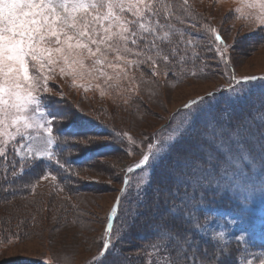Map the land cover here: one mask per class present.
<instances>
[{
  "label": "rangeland",
  "instance_id": "374dc122",
  "mask_svg": "<svg viewBox=\"0 0 264 264\" xmlns=\"http://www.w3.org/2000/svg\"><path fill=\"white\" fill-rule=\"evenodd\" d=\"M185 1L191 3L198 14H202L203 20L197 29L190 24L178 29L183 32L186 28L187 33H191L185 35L189 42L190 64H181L179 69H173L168 75L165 74L166 69L161 67L155 75L152 72L148 75L150 81L142 82L140 68L129 70L126 77L114 78L107 83V77L97 79L87 74L73 80L70 76H61L57 69V74L48 81L51 91L43 95L55 104L57 112L63 113L70 109L68 103L81 108L84 113L99 111V118L108 126L115 127L124 139L126 152L121 157L111 156L102 160L96 163L94 169L84 172L80 176V183L71 188L76 190L73 197L56 194L45 181L34 177L33 181L27 182L29 190L23 199L0 205V227L10 224L6 228L12 229L9 234H0V264H92L102 236L100 233L104 216L110 213L120 186L118 177L125 165L138 159L143 152L150 155L157 147L163 149L149 166L133 174L128 194L137 196L138 189L147 184L148 174L154 171L155 165L164 156L166 141L173 137L179 139L184 132L182 128L191 122L192 110L179 112L168 123L167 131L162 129V133L155 136L156 144L148 146L152 142L154 130L162 128L160 124L171 111L176 112L188 102L205 97L219 86L224 88V84L230 82L226 64L222 61L223 66L219 67L222 58L209 31L218 29L228 42L225 53L234 71L231 85H234L235 77H240L239 81L252 76L264 78V25L253 22L260 11L258 6L251 7L255 0ZM246 16L249 18L245 19ZM201 41L205 42L206 48L199 47ZM146 66L151 69L149 65ZM109 75L113 74L110 72ZM241 87L245 91L240 94L223 90L218 96L206 98L197 119L200 123L204 111H211L210 107L221 103L226 114L229 112L225 119H231L234 124L243 122L244 126L259 134H256L259 140L250 141L259 157V145L264 142L260 140L264 132V79L249 81L247 85H235L233 89ZM79 94L85 95L83 100L78 97ZM226 108H230V111ZM67 121L57 120L53 130H60L59 127ZM34 134L46 135L42 130ZM196 178L197 174L184 177V185L188 181L192 184L187 194L178 195L179 201H174L184 205L185 210L180 209L181 206L178 207L176 203H170L177 192L173 190L156 199L142 202L135 210L138 219H143L151 208L155 212L160 208L162 214L168 213L170 224H173L171 218L183 215L185 219L182 221L185 224L191 221L193 226L197 222L202 225V229L194 230L198 242L202 241L201 246L208 245L210 253L225 259L228 264H247L249 260L259 264V260L264 259V197L259 194L264 193V176L255 180L256 184L261 185L259 188L251 180L240 183V188L252 187L250 193L245 194L248 201L243 206L245 216L208 205H202L200 213L194 212L192 204L188 202L191 200L192 189L197 186ZM60 203H66V207L62 208ZM132 210L123 207V212L132 214ZM205 211L212 217L210 221L205 219ZM73 215L76 221L82 220L83 223H74ZM149 218H154V215H149ZM158 223H153V228L148 230L152 233L148 235L132 223L133 228H137L133 238L117 229L112 236V246L106 255L105 264H153V261L155 264H168L155 251L161 245L153 236ZM174 224L180 225L181 222ZM12 233H18L21 238L18 239ZM240 236H243V241L237 240ZM142 241L148 244L145 246V250L150 249L148 255L125 251V248L137 251V248L143 247L140 244ZM137 258H141L143 263Z\"/></svg>",
  "mask_w": 264,
  "mask_h": 264
},
{
  "label": "snow or ice",
  "instance_id": "6c2138e0",
  "mask_svg": "<svg viewBox=\"0 0 264 264\" xmlns=\"http://www.w3.org/2000/svg\"><path fill=\"white\" fill-rule=\"evenodd\" d=\"M257 6L260 11L253 22L264 25V0H255L251 5L253 8ZM177 24L182 25L184 21L174 6L164 4L163 0H0V162L15 174L17 164L24 168L43 158H53V147L58 139L54 135L53 124L58 116L46 110L43 94L51 91L48 81L57 74V69L61 76H70L73 80L87 74L97 79L107 77L106 83L126 77L129 70L142 69L144 65L150 66L153 75L161 67L168 75L173 69H179L181 64L188 63L189 42L185 35L191 33H187L186 28L179 32ZM215 40L222 43L219 34L215 35ZM217 52L223 59L224 50L218 48ZM110 72L113 75H109ZM257 79L264 78L245 77L236 84L247 85ZM227 91L240 94L245 89L229 88ZM213 95L209 93L208 97ZM204 101L205 98L201 97L185 105L186 109L192 110V120L181 137L190 139L192 147L183 157L177 155L164 169L165 178L174 179L179 167L204 168L207 175L192 189L194 212L201 211L202 205H206L205 194L209 190L214 197H222L228 192L235 195L238 189V185L233 183L240 173L238 165H234L231 179L227 170L223 176L214 178L224 159V153L216 148L215 138H219L222 144H232L235 135L240 143L249 147L250 154L254 152L247 139L252 135L250 129L244 127L243 122L234 124L231 119H225L223 110L219 114H205L200 124H196ZM62 118L68 123L62 124L61 130L71 126L74 114H62ZM210 125L213 126L214 138L211 141L207 139ZM37 130L46 135L34 134ZM69 135L79 138L85 146L92 145L95 140L89 135ZM260 140L264 141V132ZM259 147V159L264 164V142ZM162 150V147H157L154 153L143 155L136 168L149 166ZM171 151L169 148L166 155ZM252 158L255 161L256 157ZM161 159L166 160V156ZM128 171L132 172V169ZM52 179L57 177L53 175ZM124 183L127 185L128 181ZM191 184V181L186 183V194ZM159 190L157 188V192ZM120 199L118 197L111 210L102 249L92 264H105L112 244V221ZM241 202L247 203L246 200ZM205 219H212L206 211ZM155 229L154 238L162 237L166 241L155 249L156 254L167 257L168 264H224V260L217 259L215 253L201 248L194 230L202 229L199 222L194 226L191 221L170 224L169 214L164 213ZM12 235L21 238L18 233ZM237 240L243 241V236ZM247 264H253L252 260ZM259 264H264V259H260Z\"/></svg>",
  "mask_w": 264,
  "mask_h": 264
},
{
  "label": "trees",
  "instance_id": "16d2710c",
  "mask_svg": "<svg viewBox=\"0 0 264 264\" xmlns=\"http://www.w3.org/2000/svg\"><path fill=\"white\" fill-rule=\"evenodd\" d=\"M164 4H169L171 3L177 13L180 15V19L184 21V24H177L178 29H183L184 27L187 26V24H190L193 26V28L197 29L203 24L202 20V14H198L197 10L195 7L192 6L191 3L185 0H163ZM197 13H196V12ZM208 28H205V30ZM213 30V29H212ZM209 31L212 32L213 31ZM217 33L221 36V41L222 43H218L214 37H212L213 41L217 45V49L220 48L224 50V58L220 61L219 67L223 66V62L227 66V73L230 76V82L228 84H231V79L234 76V71L233 67L229 62V58L227 54L225 53L226 47L228 46V42L225 40V38L222 36V33L218 29H216ZM225 44V46H224ZM199 47L201 49L206 48L205 42L201 41L199 43ZM189 52V50H188ZM190 54V53H189ZM189 57H188V63L189 62ZM223 61V62H222ZM229 62V63H228ZM140 72L143 74L140 82L147 80L150 81L151 77L148 76L152 71L149 69L146 65L142 69H140ZM237 77H235L236 79ZM225 83L224 85H228ZM64 96V95H63ZM65 97V96H64ZM78 97L80 99L84 98L85 95L79 94ZM83 100V99H82ZM73 103V102H72ZM70 105V110L71 113L74 114L73 120H77V127L74 131H66L64 129L61 130V126L59 127L60 130H55L54 135H57V143L56 147L54 150V155L51 160H43L40 162H35L34 165L24 167L22 168L19 164L15 166V174L10 170V168L6 167L3 162H0V205H5L7 203H10L14 200L18 199H23L25 195L28 194V181H33L32 178H38L42 180V182L45 181V183L48 184L50 187L51 191H54L56 194H62V195H69V196H74L76 190L71 189L73 186H75L77 183H80L81 175L84 172H88L91 169H94V166L96 163L101 162L102 160H105L111 156H118L121 157L125 154L127 144L124 143V139L121 138L120 134L118 131L115 129V127L108 126V124L104 123L100 118H99V111L95 113H84L82 112L81 108H78L77 106H74V104L68 103ZM72 105V108H71ZM222 104H218V106L211 111L206 110L204 111L201 115L202 117L211 112L213 114H219L222 111ZM263 108V107H261ZM134 109V108H133ZM143 111H147V109H144ZM177 115V112L171 111L169 113V116L160 124V125H165L167 120L171 118L173 120V117ZM196 124L199 125L198 119L196 120ZM245 125V124H244ZM252 132V135H250L248 139V144L250 145V141L253 139L259 140L257 134L254 130L251 128L244 126ZM162 129L166 132L167 128H156L154 130V136H152V142L148 144H156L157 136L158 134L162 133ZM69 133H75V134H80V135H89L91 137H94V143L92 145H87L85 146L84 144L79 142V138L70 136ZM213 126H209L207 129V139L208 140H213ZM257 134V135H256ZM166 147H165V153L164 156H166V160H159V163L157 167H155V170L153 173H150L149 176L151 179H154L159 185H157V188L164 190L166 188V193H169L173 190H178L174 196H172V201L170 203H176L179 201L178 195H185V183L184 177L191 175V174H197L196 178V184L197 181L203 182L202 177L204 175H207L206 172H204V168H200L199 170H196L192 167H179L177 169V172L175 173V178L171 179L165 178V173L164 169L166 166H170L173 162V160L176 159L177 155L179 156H184L186 154V150L192 146V141L188 139L187 137H180L179 139L176 138H171L166 141ZM214 143L216 145V148L219 152L224 153V159L221 161L219 168L216 171L215 177L214 178H219L221 173L227 169V160L228 156L227 153H230L236 146L239 144H243L239 142V137L233 135V143L232 144H222L219 138H215ZM245 146L244 151V160L245 163H242L240 167H242L240 170L245 169L248 171H253L256 170L258 172H261L264 174V164H261L259 157H257L256 153L253 152L252 154L249 153V147ZM251 146V145H250ZM171 148V154L166 155L168 153V149ZM231 149V150H230ZM243 153V150L241 149V154ZM145 153L143 152L138 159L134 161H129L128 164H134L139 159L144 155ZM240 154V155H241ZM253 156L256 157L255 161H253ZM164 162H166L165 165ZM213 163L215 162V154H213ZM127 164V165H128ZM60 165H64V167H61ZM206 167V165L204 166ZM187 170V172L184 174L183 171ZM159 173H156L158 172ZM184 174V175H183ZM28 175H30L29 178H26ZM56 176L57 179L53 180L52 176ZM119 184H121L122 181L127 179V175H124V172H120L119 174ZM237 179L240 180V174H237ZM36 182V181H34ZM165 184V185H164ZM162 185V186H161ZM161 186V187H160ZM78 190V189H77ZM117 190V189H116ZM141 197L136 200V203H142L145 202L146 200L149 199H156L154 198L153 194L149 191V189L144 188L139 191ZM248 193L247 187H241L237 189L236 194L234 195L232 192H228L226 194H223V196H213V193L211 190H209L205 194V201L206 204L210 205H217V206H224V207H230L231 209L234 210H239L242 209L243 212L245 211L244 205L245 203H242V200H246L247 198L245 194ZM261 195V194H260ZM197 196L199 197V192L197 193ZM262 196V195H261ZM258 197V196H257ZM176 201V202H174ZM191 202L189 200L188 204ZM248 202V201H247ZM61 204V203H60ZM152 204V203H151ZM178 204V203H176ZM181 206L180 209H184V205L178 204V207ZM62 208L66 207V203L61 204ZM188 207V206H187ZM186 207V208H187ZM154 209H149L148 214H151ZM157 211L155 212L156 216H160L162 214V210L156 209ZM70 212V211H69ZM180 213V212H179ZM70 215L69 213H67ZM116 217L115 223L114 224V234L117 229H121L124 235L127 234V236H131L133 238V230L132 228L129 227V222L130 217L128 213L123 212V204H120L119 209L117 211V214L114 216ZM75 215L72 217V221L74 223L81 222L83 223L82 220H75ZM185 219V216L181 215L180 217L174 216L171 218V222L173 224L175 222H181L182 220ZM154 221L149 220V219H139L137 220V226L140 228V231L142 233L151 234L152 232H149L148 230L153 228V223ZM7 224V223H6ZM7 226H10V224L4 225L2 228L0 227V234H9L12 229L10 227L6 228ZM6 229V230H5ZM157 240L161 243H165L166 241L162 237H156ZM140 244L143 245L141 248H137V251H132L129 248H125V251L127 253L131 252H138L140 254H149V250H145L146 244L143 242H140ZM202 244V241H200V245ZM129 246H132L131 243H128ZM206 245L201 246V248H205ZM208 246V245H207ZM206 246V248H207ZM101 244L95 249V250H100ZM145 250V251H144ZM237 251H240L238 248H236ZM96 251V252H97ZM97 255V254H95ZM160 259L163 261L168 262V258L164 257L163 255H160ZM217 259H223L221 257H217ZM137 260H140L143 263V260L141 258H137ZM224 260V264H228V262Z\"/></svg>",
  "mask_w": 264,
  "mask_h": 264
}]
</instances>
